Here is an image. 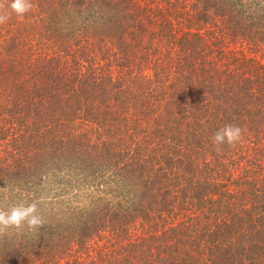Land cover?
I'll list each match as a JSON object with an SVG mask.
<instances>
[{"label":"trees","instance_id":"16d2710c","mask_svg":"<svg viewBox=\"0 0 264 264\" xmlns=\"http://www.w3.org/2000/svg\"><path fill=\"white\" fill-rule=\"evenodd\" d=\"M31 2L0 25V205L43 225L7 264H264V0Z\"/></svg>","mask_w":264,"mask_h":264},{"label":"clouds","instance_id":"9594fccd","mask_svg":"<svg viewBox=\"0 0 264 264\" xmlns=\"http://www.w3.org/2000/svg\"><path fill=\"white\" fill-rule=\"evenodd\" d=\"M34 5L31 0H0V25L6 24L14 14L18 19H23ZM243 140V129L239 125L226 124L212 137L214 150L219 154L223 152L224 145L236 147ZM37 205H13L5 208L0 205V235L6 234L8 228H20L27 224L31 230H38L43 225V220L37 214Z\"/></svg>","mask_w":264,"mask_h":264},{"label":"rangeland","instance_id":"374dc122","mask_svg":"<svg viewBox=\"0 0 264 264\" xmlns=\"http://www.w3.org/2000/svg\"><path fill=\"white\" fill-rule=\"evenodd\" d=\"M139 1L140 4L144 7H146L147 9L152 8L155 11H160L163 9H167V0H136ZM232 47H234V45H232ZM238 48L240 50H242L243 47L238 46ZM230 51V50H228ZM246 55L247 58L254 60V62H257L259 64H263L264 63V56L259 54V53H253L251 51H249L247 48L244 49L243 51ZM3 191V190H1ZM8 192V191H7ZM33 198L31 197V199L34 200V195H32ZM44 202H46V204L50 203L49 201L44 199ZM109 246H107L106 244H102L100 243L99 246L95 245V246H91L90 248L86 249V251H83V253H78L76 256H74L73 258H70L69 261L70 263H66V261H61L58 264H90V263H99V255H101V253H103ZM7 253V252H5ZM5 253H3L2 251L0 252V264H7L6 260L8 261V258H5L4 256L6 255ZM9 254V253H7ZM26 264H31L30 261H28ZM32 264H39V263H32ZM52 264V263H50Z\"/></svg>","mask_w":264,"mask_h":264}]
</instances>
